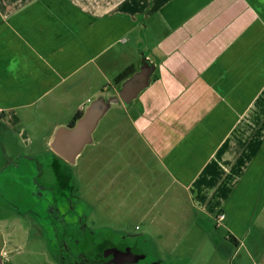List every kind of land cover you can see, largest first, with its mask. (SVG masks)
<instances>
[{
    "label": "crops",
    "instance_id": "obj_1",
    "mask_svg": "<svg viewBox=\"0 0 264 264\" xmlns=\"http://www.w3.org/2000/svg\"><path fill=\"white\" fill-rule=\"evenodd\" d=\"M140 56L151 83L101 121L88 196L146 238L223 228L264 264V0H0V175L41 164L55 130L114 87L108 72L138 71ZM61 107L64 124L50 120Z\"/></svg>",
    "mask_w": 264,
    "mask_h": 264
},
{
    "label": "rangeland",
    "instance_id": "obj_2",
    "mask_svg": "<svg viewBox=\"0 0 264 264\" xmlns=\"http://www.w3.org/2000/svg\"><path fill=\"white\" fill-rule=\"evenodd\" d=\"M142 46L143 45L139 48H142ZM141 56L139 58L142 62L143 57ZM128 60H130V58L118 65L119 70H121L120 72H122L124 69L123 66H126ZM121 67L123 69H120ZM117 72L119 71L108 72L106 76L108 81L103 79L101 81L103 85H106L107 82H113V78H116L118 74ZM112 84L114 87L110 88L107 92L110 94H117L121 86L116 85L114 82ZM96 86L98 89L99 85ZM93 89H95L94 85H91L89 89L81 90V93H89V90L91 91ZM136 103H139V101L136 100ZM122 108L120 109V115H126L125 110ZM115 109L116 107L110 111L107 117L113 115V113H118L115 112ZM67 110L68 108L64 109L63 107L57 109L54 111L53 117L50 120H56L64 124L67 120ZM45 119L46 115L45 118L37 124V136L39 137L46 134V132L50 131L52 128L49 123L47 124V120ZM105 122L106 119L104 123ZM14 133H16V131ZM11 136H13V133ZM100 136L101 126L96 131L94 137H98V141H100ZM8 142L9 141H7V143ZM96 145L98 146H95L94 151L90 149L92 146H88L79 157L76 165H67L65 161L58 159L60 167L64 169L63 172L69 173L70 171L73 174V185L77 188L81 187L83 193H85V191L87 193V195L85 194L86 196H81L82 199L84 198L83 201L81 200L79 202V200H77L76 208L78 212L80 213L83 211L87 214L85 222L93 230L101 231L104 228L120 230L122 227L127 233L135 232L144 235L146 227L139 219L129 217L123 220L115 214L103 213L101 212V208H105V205L100 203L99 192L95 195L93 194L92 198L88 196V189L91 188V186L100 187V143ZM39 146H42L41 141H39ZM19 148L23 150V144H21ZM42 148L43 151L39 155L33 156V158L38 159L42 166L39 167V169H33L31 174H29L30 178L27 177V172H30L29 169H22L21 171H19V169H10L5 174L0 175V199L2 202L9 204L12 208V215H10L11 219L4 226L5 228L3 231L0 232V247H3L2 253H0L2 264H54L51 256H49L46 244L47 234H45V236L41 235L40 232L37 231L38 227H36L35 224H40V222H42V224H47L49 222L48 218L50 217L47 211L46 214H43L44 207L46 208L49 203L45 201L44 203H38V200L34 196H31V193L29 194V190L35 191L37 188V180L44 182L54 179L51 164L53 162L52 157L55 155L53 152L49 151V147L47 148L43 145ZM40 170L43 171L41 175H45L43 179L38 176ZM90 175L93 178L92 180L90 179ZM28 183L30 184V189L27 192L26 184ZM37 205L39 206L38 208ZM60 206L61 208L63 207V205ZM21 212L28 215V217L23 220L19 214ZM40 212L43 215V219L37 220V216ZM202 223L204 224V221ZM137 226L138 229H136ZM226 239L227 232L225 229L216 230L214 228L213 230L209 229L205 232L198 224H195L183 237H176L174 234L173 236L168 234L167 236L149 237V240H151L155 247V256L149 261L151 264H254L255 260L259 262L256 256L254 257L255 260L252 259L249 251L243 248L238 249L235 244ZM5 242L6 245L3 246Z\"/></svg>",
    "mask_w": 264,
    "mask_h": 264
},
{
    "label": "flooded vegetation",
    "instance_id": "obj_3",
    "mask_svg": "<svg viewBox=\"0 0 264 264\" xmlns=\"http://www.w3.org/2000/svg\"><path fill=\"white\" fill-rule=\"evenodd\" d=\"M2 118L3 110L0 109V119ZM6 133L18 143L19 147L21 146L20 132L16 131L13 136L12 133L7 131ZM52 158L51 169L54 179L41 182L36 178L38 186L35 191L29 190V183L26 184V190L27 192L29 190V194L31 193L38 203L44 201L49 203L46 208L44 207L45 211L43 210V214L47 211L49 222L35 224L41 235L47 234L46 244L54 264H151L149 260L155 256V247L149 238L135 232L127 233L112 228L93 230L86 224L87 214L83 211L79 213L76 208L77 200L83 201L82 197L86 196V191L83 193L81 187L77 188L73 185V174L70 171L63 172L64 169L58 163V156ZM41 166L39 164L27 168L30 171L27 172V177L30 178L31 171ZM41 174H43L42 170L38 176L43 179L45 175ZM60 205H63V209ZM7 207L8 211L5 215L10 217L12 208L9 204ZM2 214L0 211V215ZM19 214L23 220L28 217L23 212ZM37 217V220L43 219L41 212Z\"/></svg>",
    "mask_w": 264,
    "mask_h": 264
},
{
    "label": "water",
    "instance_id": "obj_4",
    "mask_svg": "<svg viewBox=\"0 0 264 264\" xmlns=\"http://www.w3.org/2000/svg\"><path fill=\"white\" fill-rule=\"evenodd\" d=\"M154 71V65L143 56L141 67L123 82L117 94L101 93L89 103L75 125L55 130L49 142L50 150L68 165H76L84 150L94 144V135L104 117L115 107L129 108L149 87Z\"/></svg>",
    "mask_w": 264,
    "mask_h": 264
},
{
    "label": "trees",
    "instance_id": "obj_5",
    "mask_svg": "<svg viewBox=\"0 0 264 264\" xmlns=\"http://www.w3.org/2000/svg\"><path fill=\"white\" fill-rule=\"evenodd\" d=\"M136 72V69L134 66L128 67L125 71L120 73L114 80V83L118 86H121L124 81H126L128 78H130L134 73ZM83 115V112H79L73 122L71 123V126L75 125L76 121ZM61 161H63L61 158H59ZM68 165V164H67ZM220 215V214H219ZM234 244H237L236 240L232 237L229 238Z\"/></svg>",
    "mask_w": 264,
    "mask_h": 264
},
{
    "label": "built area",
    "instance_id": "obj_6",
    "mask_svg": "<svg viewBox=\"0 0 264 264\" xmlns=\"http://www.w3.org/2000/svg\"><path fill=\"white\" fill-rule=\"evenodd\" d=\"M225 219V215L224 214H220L219 216H218V222H221V221H223ZM137 229H138V227H137Z\"/></svg>",
    "mask_w": 264,
    "mask_h": 264
}]
</instances>
